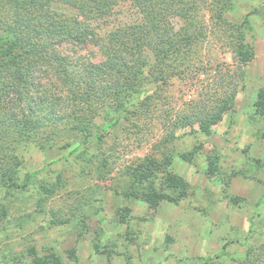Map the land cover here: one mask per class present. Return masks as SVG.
I'll list each match as a JSON object with an SVG mask.
<instances>
[{"label":"trees","instance_id":"16d2710c","mask_svg":"<svg viewBox=\"0 0 264 264\" xmlns=\"http://www.w3.org/2000/svg\"><path fill=\"white\" fill-rule=\"evenodd\" d=\"M50 1L67 4L77 14L54 10ZM122 3L129 6L130 17L111 25ZM227 3L0 0L1 187H26L27 180L37 173H26L21 182L17 181L21 147L44 149L64 140L63 147H69L64 157L74 154V160L85 163L95 158L96 169L107 168L108 173L116 159L112 152L120 143L112 144V151L100 149L105 135L118 129L141 145L148 140L152 125L157 124L161 130L156 143L160 156L146 155L137 167L130 168L131 192L150 206L161 200L177 202L188 183L166 169L174 155L172 141L184 128L208 132L232 108L244 77L243 66L253 55L242 24L225 18ZM202 9L208 12V23L195 19V13ZM174 16L181 17L183 25L175 27ZM208 33L222 40L231 59L218 63L214 74L206 71L208 61L194 55ZM88 42L98 48L99 60L59 49L63 43L84 46ZM146 50L152 53L151 61ZM205 71L208 78H200ZM173 78L188 79L196 93L173 101L172 96L162 93ZM257 96L258 110L264 115V87ZM95 147L99 152L93 151ZM193 151L174 150L175 155L189 161ZM207 171L208 175L220 172L217 155L208 157ZM120 220H125L123 215ZM225 248L223 244L206 262L221 258ZM29 264L62 262L57 251H50L34 256ZM237 264H264V242L249 246Z\"/></svg>","mask_w":264,"mask_h":264},{"label":"rangeland","instance_id":"374dc122","mask_svg":"<svg viewBox=\"0 0 264 264\" xmlns=\"http://www.w3.org/2000/svg\"><path fill=\"white\" fill-rule=\"evenodd\" d=\"M49 3L63 14H77L60 1ZM226 5L225 18L242 24L253 55L243 66L232 108L208 132L184 128L172 141L174 150L194 149L190 161L173 150L166 166L187 181L184 195L177 202L161 200L150 206L131 192L130 168L146 155L160 156L157 124L141 145L124 137V131L108 132L100 149L112 151V144L120 143L108 173L107 168L96 169L95 158L85 163L74 160V154L64 157L69 150L64 140L44 149L21 147L17 181L37 173L23 188L0 185V264H29L34 256L50 251H57L62 264H237L249 246L264 242V115L257 106L258 91L264 87V0H228ZM129 11L127 4H120L110 24L129 19ZM195 19L208 23V12L198 11ZM173 22L175 27L184 23L178 16ZM219 39L208 33L194 50L208 61L206 71L211 74L218 63L231 61ZM59 49L101 58L89 42L63 43ZM145 54L151 61L152 53ZM206 71L200 78H208ZM162 93L181 101L196 91L188 79L173 78ZM93 151L99 152L97 147ZM211 155L218 156L220 172L215 175L207 171ZM223 244L222 257L206 262Z\"/></svg>","mask_w":264,"mask_h":264}]
</instances>
